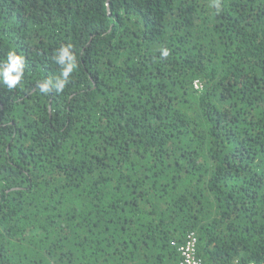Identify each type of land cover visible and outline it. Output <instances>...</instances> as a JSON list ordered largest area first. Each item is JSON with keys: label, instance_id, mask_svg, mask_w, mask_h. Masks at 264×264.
Listing matches in <instances>:
<instances>
[{"label": "trees", "instance_id": "obj_1", "mask_svg": "<svg viewBox=\"0 0 264 264\" xmlns=\"http://www.w3.org/2000/svg\"><path fill=\"white\" fill-rule=\"evenodd\" d=\"M10 51L0 264H264V0H0Z\"/></svg>", "mask_w": 264, "mask_h": 264}, {"label": "clouds", "instance_id": "obj_2", "mask_svg": "<svg viewBox=\"0 0 264 264\" xmlns=\"http://www.w3.org/2000/svg\"><path fill=\"white\" fill-rule=\"evenodd\" d=\"M162 55L167 56L168 51L163 50ZM55 59L56 63L61 66L60 75L54 80L50 78L39 84V89L43 93L48 92L50 89L62 92L77 68L76 57L72 52L71 45L61 47ZM0 63H2V66H0V85L7 87L9 90L14 89L24 77V56L16 54L15 51H10L6 60Z\"/></svg>", "mask_w": 264, "mask_h": 264}, {"label": "built area", "instance_id": "obj_3", "mask_svg": "<svg viewBox=\"0 0 264 264\" xmlns=\"http://www.w3.org/2000/svg\"><path fill=\"white\" fill-rule=\"evenodd\" d=\"M196 244V234L194 232L188 234L185 243L179 246V251L181 253V260L179 264H207L197 257Z\"/></svg>", "mask_w": 264, "mask_h": 264}]
</instances>
